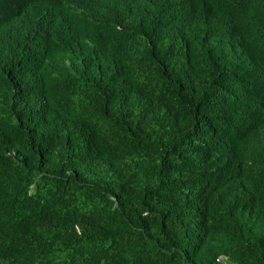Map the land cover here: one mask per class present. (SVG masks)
Listing matches in <instances>:
<instances>
[{"label":"trees","instance_id":"trees-1","mask_svg":"<svg viewBox=\"0 0 264 264\" xmlns=\"http://www.w3.org/2000/svg\"><path fill=\"white\" fill-rule=\"evenodd\" d=\"M0 264H264V0H0Z\"/></svg>","mask_w":264,"mask_h":264},{"label":"clouds","instance_id":"clouds-1","mask_svg":"<svg viewBox=\"0 0 264 264\" xmlns=\"http://www.w3.org/2000/svg\"><path fill=\"white\" fill-rule=\"evenodd\" d=\"M17 41H18V40H17ZM17 41L15 42V44H14V45H16ZM13 42H14V41H13ZM14 45H13V46H14Z\"/></svg>","mask_w":264,"mask_h":264}]
</instances>
